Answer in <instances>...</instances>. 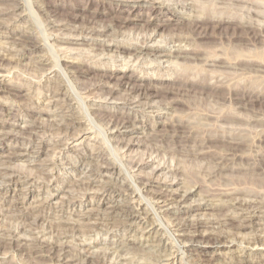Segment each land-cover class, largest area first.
Here are the masks:
<instances>
[{
	"label": "rangeland",
	"instance_id": "1",
	"mask_svg": "<svg viewBox=\"0 0 264 264\" xmlns=\"http://www.w3.org/2000/svg\"><path fill=\"white\" fill-rule=\"evenodd\" d=\"M47 1L0 0V171L5 167L13 178L8 182L0 177V264H84L82 257L91 255L100 258L93 264H264V140L252 142L249 136L264 132V94L258 101L251 95L234 103L216 100L208 88L197 93L195 86L164 80L175 68L169 61L182 63L183 58L135 60L115 56L113 48L155 33L156 42L148 39V45L174 51L199 43L196 48L205 55L235 49L264 60V32L250 31L247 41H241L234 35L242 34L239 27L221 24L200 38L187 26L198 9L211 6L263 24L264 0H51L56 4L53 13L46 10ZM182 5L193 9L182 10ZM104 32L110 37L102 36ZM184 34L188 40L192 36L194 46L175 38ZM26 36L35 38L39 49L29 48L23 42ZM105 46L112 50L102 52ZM84 63L92 71L78 72L86 70ZM105 68L113 76L106 85L95 78ZM231 68L208 69L239 85L264 89V66L256 74ZM140 78L146 91L138 95L132 85ZM10 84L20 89L10 91ZM95 87V94L86 97ZM57 88L61 93L54 96ZM172 99L181 102L167 104ZM207 110L234 111L249 120L241 152L245 159L226 155L220 142L195 140L215 133L207 128L206 123L217 124L204 115ZM72 115L78 126L71 136L50 127ZM126 116L129 123L116 126L114 118ZM178 116L202 129L188 133L191 139L175 134L170 122ZM33 122L41 125L34 132L29 130ZM234 123L229 126L240 124ZM236 188L243 194H230ZM183 193L185 199L176 198ZM113 203L128 205L136 217L114 210ZM26 215L38 219L30 223ZM194 222L200 224L197 231ZM210 232L224 235L227 242L187 239Z\"/></svg>",
	"mask_w": 264,
	"mask_h": 264
},
{
	"label": "bare ground",
	"instance_id": "2",
	"mask_svg": "<svg viewBox=\"0 0 264 264\" xmlns=\"http://www.w3.org/2000/svg\"><path fill=\"white\" fill-rule=\"evenodd\" d=\"M96 1V0H95ZM127 1V0H126ZM133 2H139V1H143V0H132ZM145 1V0H144ZM222 1V0H221ZM99 2L101 3H104V0H99ZM220 2V1H219ZM218 2V3H219ZM246 2V1H245ZM14 3V2H13ZM106 3V2H105ZM108 3V2H107ZM157 4H162L161 2H155ZM233 3V2H232ZM251 3V1H250ZM154 4V3H153ZM46 7H47V11L53 13L55 12V6L56 4L53 3V1L51 0H48L46 3H45ZM14 6H16L14 4ZM18 6V5H17ZM204 6V5H203ZM155 8L154 6H151L150 9H153ZM208 8V7H207ZM210 8H214V6L212 7H209ZM219 8V7H216V9ZM225 8V7H224ZM14 9V8H13ZM181 9L182 10H189L192 11L193 9V5L192 6H186V5H182L181 6ZM198 9L196 12V15H193V17L188 21V24L187 26H189V33L193 35H195L196 37H206V36H209V30L212 29V32H214L215 29H217L219 27V25L221 26V24H227V25H230V24H234L235 26L239 27L242 31H240V33L242 32V34H239V32H237L238 34L235 35L236 38L238 39H245V38H248V34L249 33H252L250 31H254V33H256L255 35H257L259 32H264V22H262L263 24H261V21H259V23H257V25L255 24V22L253 23V21H249V18L247 16H237L236 14H234L233 12H228V11H225L227 10L228 8H225L223 9L222 11H218V9ZM233 11V10H232ZM242 11V10H241ZM240 11V12H241ZM195 12V11H194ZM253 12V11H252ZM257 12V11H255ZM55 14V13H54ZM244 14V13H243ZM249 16V15H248ZM251 16V15H250ZM254 16V15H253ZM68 19L66 20H70V17H67ZM62 20V19H61ZM71 21V20H70ZM65 22V21H64ZM68 22V21H67ZM178 22V21H177ZM176 22V23H177ZM257 22V21H256ZM180 23V22H178ZM204 23H208L206 26L204 25ZM62 25V24H61ZM64 25V24H63ZM67 28V27H66ZM64 29V28H63ZM55 30V29H54ZM58 30V29H57ZM110 29H108V32H109ZM111 31V30H110ZM76 32V30H75ZM108 32H104L102 33V36H109L110 37V34H107ZM253 33V34H254ZM189 34V36H190ZM251 34V35H253ZM186 34H184L185 36ZM233 35V36H234ZM263 35V34H262ZM148 36V37H147ZM181 36V35H180ZM180 37L179 36H175V38L178 37L179 40H185L186 42L190 43L189 45H191V39H192V36H191V39L188 40L189 37L186 38L185 37ZM232 36V35H231ZM174 37V36H173ZM171 36V38H173ZM26 39L23 41L26 43V45L29 46V48H31L32 50L36 51L37 49H39L38 47V43L36 41L35 38L33 37H29V36H26L25 37ZM173 38V40L175 39ZM233 38V37H232ZM251 38V37H250ZM254 38V37H253ZM251 38V39H253ZM258 38V37H257ZM148 39L150 40H154V42H156L155 40V33H150L148 35H146V39L143 40V41H140L139 43H133V44H124V45H121V44H113V48H115V51L114 53L116 54L115 56H125L126 58H131V57H134L135 60H137L136 58H140L142 57L143 58H151V57H154V60H158L159 58L161 57H168V58H175V59H179V58H183L185 61L180 63V62H177L176 60H171L169 62H171L172 64L175 63V68L173 69L172 73L171 74H174L173 77H171V74L168 75V78H164V80H168L172 83H177L181 86H187V85H191V86H195L197 88H199L200 90L197 91V93H203V91L205 90V88H208L211 90V93L213 92V94H211L213 96L214 99L216 100H219V99H228L230 103H234L233 99H244V97L246 96H249L251 95V97H254V101H258V97H262V95L264 94V89L263 88H252L249 86H244V85H239L238 83L236 82H231V78H226L225 76L224 77H220V74H214V72L212 70H209L208 68L209 67H228V68H235L236 70L240 69L239 71H244V73L246 74L247 72L250 73V72H255L256 73H259L260 71H262L260 69V67L262 68L264 66V60L262 59L261 56H258V55H247L246 53L244 54H239L235 51L234 48H236V43L233 44V51H225V50H222L223 52L221 53H218V52H214V53H210L208 55H205V53L203 54V50L200 49V48H196V46L199 44H196L195 45V48H192V49H183V50H174V51H171L169 49H166L165 46H154V45H148L147 42H145L146 40L148 41ZM170 39V37H169ZM199 39V38H198ZM235 39V38H234ZM249 39V40H251ZM177 40V39H175ZM196 40V39H195ZM195 40H192L195 41ZM236 40V39H235ZM246 40V39H245ZM68 41V40H67ZM66 41V42H67ZM247 41V40H246ZM252 41V40H251ZM70 42V41H69ZM231 43V42H230ZM244 43V42H243ZM195 44V42H194ZM191 45L192 46H194ZM202 45V44H201ZM181 46V45H180ZM240 47V46H239ZM244 47H245V44H244ZM232 49V48H231ZM238 49V48H237ZM240 49V48H239ZM111 49H108L106 46L105 47H102V52L104 51H111ZM215 50V49H214ZM220 50V49H219ZM242 51V49H240ZM246 52V51H245ZM249 54V53H248ZM252 54V53H251ZM153 59V58H152ZM150 60V59H149ZM153 60V61H154ZM155 61V62H156ZM188 61H199L200 62V67L197 66V64H190ZM129 62V61H127ZM125 62V63H127ZM158 62H160L158 60ZM148 63V62H147ZM197 63V62H196ZM42 64L40 66L41 69L44 68V63H40ZM128 64V63H127ZM149 64H151L149 62ZM145 65V64H144ZM174 65V64H173ZM37 66V65H36ZM128 66V65H127ZM139 66V65H137ZM209 66V67H208ZM83 67L86 68V70H83L82 68H80L78 70V72H81V73H89L90 71H92V66L89 65L88 63H84L83 64ZM208 67V68H207ZM239 67V68H238ZM38 68V67H37ZM231 68V69H232ZM0 69H2V66H1V63H0ZM10 69V68H9ZM171 68H168V71H170ZM234 69V70H235ZM8 70V69H7ZM134 70V69H133ZM235 70V71H236ZM77 71V70H76ZM112 71L111 69H108V68H105L104 70H102L101 73H96L95 74V78L98 79L97 81H103L104 82L108 79H110L111 77H113L111 74H109L108 72ZM213 72V73H210V72ZM2 72V71H1ZM8 72V71H7ZM11 72V71H10ZM141 72V71H140ZM235 73V72H234ZM263 73V72H262ZM237 74V73H236ZM235 74V75H236ZM225 75V74H224ZM238 75V74H237ZM248 75V74H247ZM244 76V75H243ZM236 77V76H235ZM259 77V76H257ZM137 78L139 77H136L134 78V80H136ZM234 78V77H233ZM248 78V77H247ZM147 79V78H146ZM149 79V78H148ZM157 80H159V77L156 78ZM254 79V78H253ZM140 82H136L133 83V88H132V92H135V93H138L139 94H144L145 92L142 91V90H145V86L144 84H142V79L140 78L139 79ZM239 82V81H238ZM249 82V81H248ZM99 83V82H98ZM106 85V82L104 83ZM102 84V85H104ZM101 85V87H102ZM104 85V86H105ZM96 86V85H94ZM99 86V85H98ZM254 86H258V85H255ZM260 86V85H259ZM58 87V86H57ZM100 87V86H99ZM261 87V86H260ZM10 91H17L19 90V86L15 85V84H10L8 87H7ZM97 87L91 89L88 91L87 93V96L86 97H89V96H92L93 94H95L94 92V89L96 90ZM114 87L110 88L109 89V93H113ZM173 88H169V89H166L167 92L169 93H174V91L172 90ZM223 90L222 93H219L218 91L219 90ZM60 88H57V89H54L52 92L54 94V96L56 95H59L61 93V91H59ZM146 91V90H145ZM97 94V92H96ZM195 94V93H194ZM145 96V95H144ZM237 96V97H236ZM238 96H241L238 98ZM141 97V96H140ZM246 99V98H245ZM252 99V98H251ZM236 101V100H235ZM178 102H181V99H172L170 102H166L167 104H176ZM216 102V101H215ZM218 102V101H217ZM135 103V102H134ZM149 103V102H148ZM256 103V102H255ZM254 103V104H255ZM149 106V105H148ZM150 108H160L161 110L163 108H165L164 106H152L150 105L149 106ZM98 109V108H97ZM204 111V110H203ZM208 111V110H207ZM231 111V110H230ZM210 112V113H209ZM211 112H215V114L211 113ZM197 113V112H196ZM262 113V112H261ZM203 114V113H202ZM205 116H209V117H212V118H215L216 119V123H206L208 124L210 127H207L208 129L211 127L212 128H215L214 131L215 133H207V134H204L202 133L203 136H195V140L197 141H200V142H205V143H208V142H220V145L222 146L221 148H223V152H227L226 155L228 154H231V155H235L236 157H240L239 159H245V157L243 156V152L244 151V146L246 145L245 144V141L248 139V134L246 131L249 129H247V126L248 125H245V124H249L247 120V118L244 119L243 115L240 116V114H235L234 111L233 112H229V111H213V110H210L208 112H205L204 113ZM188 116V115H187ZM203 116V115H202ZM198 117V116H197ZM195 118V117H194ZM199 118V117H198ZM201 118H204V117H201ZM193 119V118H192ZM257 120V119H256ZM260 120V118H259ZM114 122H116V126H122V127H125V125L127 123H129V117L126 116V117H122V118H114L113 120ZM219 122H223V123H227V124H231V123H240L238 126H225L224 124H218ZM193 123V124H192ZM195 121H191L189 120V118H186V116L182 117V116H178V118L176 119H173L171 122H170V125L173 127V131L175 134H179V136H181L180 134H185L184 137H189L188 133L190 134H196L198 131H200V129H202V125L201 127L194 124ZM197 123V122H196ZM234 123V124H235ZM251 123V122H250ZM33 125H31V127H29V130L34 132L33 130H37L38 128H41V125L39 123H32ZM5 126H9V123L8 122H5L4 123ZM245 125V126H244ZM255 125V124H254ZM76 126L77 125V122H76V117H74V115H72L70 118H67L65 120L64 123L62 124H59V123H53L51 124L50 127H52V130L55 131V132H59V133H62V132H68V136H71V131L75 130L76 129ZM262 126V125H261ZM205 127L204 129L206 130V126H203ZM249 127V126H248ZM263 128V126H262ZM261 128V129H262ZM185 129L188 131H185ZM203 129V130H204ZM207 129V130H208ZM80 130V129H79ZM202 130V131H203ZM206 130V131H207ZM250 130V129H249ZM211 131V130H210ZM77 132V131H76ZM208 132V131H207ZM78 133V132H77ZM206 133V132H205ZM174 134V135H175ZM178 136V135H177ZM193 136V135H192ZM252 142L255 141V139H257V141H263L264 140V132L261 130L260 132H255V134H250L249 135ZM74 138V135L72 136ZM190 138V137H189ZM194 138V137H193ZM192 138V139H193ZM198 138V139H197ZM191 139V138H190ZM248 141V140H247ZM194 142V141H193ZM61 143V141H58V145ZM196 143V141H195ZM251 143V142H250ZM197 144V143H196ZM252 144V143H251ZM262 144V142H261ZM198 145V144H197ZM202 145V144H200ZM199 145V146H200ZM57 146V145H56ZM206 146V145H205ZM248 146V145H247ZM215 147V146H214ZM251 149V148H250ZM187 151V150H186ZM242 152V153H241ZM240 153V154H239ZM258 152H256V155H257ZM230 155V156H231ZM255 155V156H256ZM261 155V153H260ZM222 156V155H221ZM259 156V155H258ZM216 157V156H214ZM95 158V157H94ZM97 158V157H96ZM221 158V157H220ZM223 158L225 159L226 157L223 156ZM220 159V160H223ZM247 159V158H246ZM253 160L255 159L254 157L252 158ZM260 159V158H259ZM219 161V160H218ZM6 162V161H5ZM3 163V162H2ZM106 163V162H105ZM261 163V162H260ZM109 164V163H108ZM99 165V164H98ZM107 166V164H106ZM109 168V166H108ZM262 168V167H261ZM107 169V167H106ZM10 170V169H9ZM8 170L4 167V170L2 169V171H0V177L4 178L5 181L7 180L8 182H11L13 181V178H11V175L12 173L10 172H7ZM13 172V171H12ZM9 173V174H7ZM7 174V175H5ZM14 175V173H13ZM1 179V178H0ZM3 183V182H2ZM73 184V183H72ZM75 184V183H74ZM83 185V184H82ZM86 187V186H85ZM110 187V186H109ZM113 187V186H112ZM112 187L111 190H112ZM120 188V187H119ZM113 189H116L113 187ZM125 190V189H124ZM116 191V190H115ZM224 191V190H223ZM243 191L241 189H237L232 191L230 194H238V193H242ZM187 193V192H185ZM188 194V193H187ZM226 194V193H225ZM243 194V193H242ZM247 194V193H246ZM219 195H224L223 194H219ZM228 195V194H227ZM240 195V194H239ZM180 196V199L184 198L187 196L186 194L184 195V193L182 195H177V197ZM225 196V195H224ZM230 196V195H229ZM175 197V196H174ZM232 197V196H231ZM229 197V198H231ZM234 197V196H233ZM237 196H235L236 198ZM175 198V199H176ZM217 198V197H215ZM233 199V198H232ZM231 199V200H232ZM236 200V199H235ZM238 202V201H237ZM208 203V202H207ZM239 203V202H238ZM243 203V202H242ZM241 203V204H242ZM236 204V203H235ZM208 205V204H207ZM237 205V204H236ZM249 205V204H248ZM128 206V205H127ZM126 205H121V204H118V203H113V205L111 206V208H113L114 210H122L124 211L129 217L130 219L131 218H135L136 215L133 214L132 212H130V208L131 207H127ZM210 206V205H208ZM224 206V205H223ZM242 206V205H241ZM212 207V205H211ZM249 207V206H248ZM248 207H245V210H247L246 208ZM251 207V206H250ZM217 208V207H216ZM219 208V207H218ZM240 208V207H239ZM130 209V210H129ZM218 210V209H217ZM223 210V209H222ZM248 211V210H247ZM124 213V214H125ZM135 213V212H134ZM30 215V214H29ZM33 215V214H32ZM139 215V214H138ZM249 215V214H248ZM35 216V215H34ZM29 217L28 215H26L24 217L25 220L27 221H31L33 220L32 223L36 222L35 219H38V217ZM126 216V217H128ZM244 216V215H243ZM243 218V217H242ZM128 219V218H127ZM24 220V221H25ZM234 220V219H233ZM238 220V219H237ZM30 221V223H31ZM38 221V220H37ZM235 221V220H234ZM189 222V221H188ZM230 222V221H228ZM227 222V223H228ZM238 222V221H235V223ZM243 222V221H242ZM115 223H118L117 221H115ZM179 223V222H178ZM185 223V222H184ZM195 223V222H194ZM231 223V222H230ZM181 224V223H179ZM178 224V225H179ZM187 224V223H185ZM233 224V223H232ZM176 225H177V222H176ZM182 225V224H181ZM184 225V224H183ZM189 225V224H187ZM200 224L199 223H195L194 224V229H196L197 231V228ZM206 225V224H205ZM88 226V225H87ZM90 226V224H89ZM180 226V225H179ZM192 226V225H191ZM235 226V225H234ZM239 226V225H238ZM242 226V225H241ZM239 226V227H241ZM92 227V226H91ZM190 227V226H189ZM69 228V227H68ZM71 228V227H70ZM74 228V227H73ZM90 228V227H89ZM100 228V227H99ZM177 228H180V227H177ZM191 228V227H190ZM27 229V228H26ZM61 229V228H60ZM72 229V228H71ZM193 229V228H192ZM186 230V229H185ZM67 231V230H66ZM199 231V230H198ZM187 232V231H186ZM190 232V231H189ZM195 232V231H194ZM193 232V233H194ZM55 233V232H54ZM184 235V234H183ZM186 235V234H185ZM189 235V234H188ZM222 235V234H221ZM224 236V235H223ZM223 236H220V234L218 235H214L213 233H209L207 235H203V234H194V235H190L187 237L188 240L190 241H195L198 243V241H202V243L204 242H209L211 244H217V243H225L227 242L224 241L223 239ZM226 237V236H225ZM227 239V238H225ZM189 242V241H188ZM194 243V242H193ZM256 243V242H255ZM50 245V244H49ZM48 247V245H46ZM214 246V245H213ZM226 246V245H225ZM40 248V247H39ZM50 248H54V246H50ZM55 249V248H54ZM59 249V247L57 248ZM62 249V248H61ZM51 250V249H50ZM48 251V250H47ZM56 251V250H54ZM54 253V252H53ZM57 254V253H56ZM59 254V253H58ZM148 255V254H147ZM83 256V255H82ZM150 256V255H149ZM172 256V255H171ZM73 257V256H72ZM71 257V258H72ZM80 257V256H79ZM96 256H88V257H82V260L84 264H93V261L96 262V259H99L100 261V258H96ZM98 257V256H97ZM76 258V257H75ZM78 259V258H77ZM81 260V261H82ZM72 261V259H71ZM75 261V259H74ZM77 261V260H76ZM98 262V261H97ZM67 264V263H66ZM100 264V262H99ZM102 264V263H101Z\"/></svg>",
	"mask_w": 264,
	"mask_h": 264
}]
</instances>
